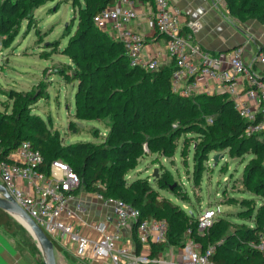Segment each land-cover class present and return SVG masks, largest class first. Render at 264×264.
Masks as SVG:
<instances>
[{
	"label": "trees",
	"instance_id": "1",
	"mask_svg": "<svg viewBox=\"0 0 264 264\" xmlns=\"http://www.w3.org/2000/svg\"><path fill=\"white\" fill-rule=\"evenodd\" d=\"M45 0L0 1V34L8 35L12 26L22 18H30L32 11ZM85 9L78 14L76 35L70 36L63 49L73 63L82 62L85 77L79 79L74 95V117L79 120L108 119L109 127L100 144L76 141L63 144L59 133L31 111L30 105L43 96L38 91L34 99L19 91H10L15 100H22L24 107L15 116L0 114V159L26 140L43 156L42 170L49 173L53 160L66 163L80 177V185L86 191L115 197L130 202L140 212L139 220L157 218L167 223L166 240L151 243L152 255L163 248L164 243H180L181 236L190 229L203 251L214 245L211 258L217 264H260L264 255L252 244L258 240L264 224V201L256 209L255 223L251 227H236L233 233H225L218 242L194 237L196 227L185 220L186 213L168 197H160L147 181H126V173L136 165L137 158L148 152L170 153L174 149L172 123H177L178 132L191 131L203 122L201 142L197 146L199 156L207 160L211 150L229 148L232 154L243 155L249 150L256 154L243 170V181L264 200V131L245 133L247 122L233 108L232 99L223 93H196L193 103L188 97L173 91L171 74L173 67L159 66L155 70L128 65L121 42L93 22L92 17L115 0H84ZM226 13L239 20L255 19L264 27V0H224ZM73 46V50L70 47ZM264 51V42L260 44ZM101 73L99 85L93 83L94 71ZM207 119V120H206ZM75 189V190H78ZM74 190V191H75ZM197 225V221H196ZM0 226L9 234L22 229L8 213L0 209ZM136 227V223H135ZM54 248H62L50 236ZM137 238V235H136ZM138 253L140 242L135 240ZM29 248L38 252L35 243L29 240ZM221 250L222 258L217 256Z\"/></svg>",
	"mask_w": 264,
	"mask_h": 264
},
{
	"label": "rangeland",
	"instance_id": "2",
	"mask_svg": "<svg viewBox=\"0 0 264 264\" xmlns=\"http://www.w3.org/2000/svg\"><path fill=\"white\" fill-rule=\"evenodd\" d=\"M84 9V0H45L32 11L30 18L16 22L8 35L0 34V114L15 116L24 107L22 100L10 96V91H19L31 99L41 91L43 96L30 105L31 111L59 133L63 144L76 141L100 144L109 127L108 119L79 120L73 115L79 82L75 77L89 78L85 77L82 62L73 63L63 49L70 36L76 35L78 14ZM92 70L93 83L98 86L101 80L97 78L102 71ZM194 94L182 95L193 103ZM198 123L199 126L193 124L191 131L178 132L177 123L173 121L174 149L167 154L143 149L145 153L137 158L125 178L128 183L147 181L160 197H168L185 211L187 224L196 227L195 238L198 235L218 242L223 234L233 233L236 227L253 226L256 209L264 200L243 181L244 168L256 157L252 150L241 156L232 154L229 148L211 150L207 160H202V156L193 160L202 139L200 118ZM259 141H264V136ZM206 208L215 213L203 234H199L197 217ZM27 234L30 238L22 232L17 234L24 252L35 264H45L42 251L38 248V252L33 253L28 247V240H34ZM179 240L183 242L184 235ZM54 252L56 264H64L55 249ZM217 256L223 257L220 248ZM65 264L84 262L69 258Z\"/></svg>",
	"mask_w": 264,
	"mask_h": 264
},
{
	"label": "built area",
	"instance_id": "3",
	"mask_svg": "<svg viewBox=\"0 0 264 264\" xmlns=\"http://www.w3.org/2000/svg\"><path fill=\"white\" fill-rule=\"evenodd\" d=\"M119 1L124 5L102 8L92 17L93 22L97 25H110L112 38L122 43L129 66L157 69L155 57L142 59L145 45L143 35L128 26L138 15L132 1ZM152 5L154 9L148 24L166 37V54L174 64L171 74L173 91L188 93L196 86L199 76L215 79L232 99L233 108L247 122L245 133L248 135L264 131V69L254 67L255 64L264 67V53L255 56V63H248L243 58V45H237L229 52L208 50L184 32L179 8L171 6L169 0H152ZM182 83H186L187 87L181 90ZM14 151L16 160L0 159V180L16 204L56 243L64 245L63 239L67 237L68 242L78 243L81 254L86 246L91 245L95 255L110 257L113 264H121V258L128 255L127 248L117 249L115 240L121 229L130 222L136 223V235L140 243H161L166 240L165 220H139L140 212L130 202L99 193H95V196L112 208L114 233L104 234L99 240L81 236L79 229L65 220L86 210L81 203H76L72 208L69 206L74 190L80 185L78 174L60 160L50 162L47 174L42 170L41 152L26 140L21 141ZM214 213L213 209L206 208L197 217L199 234H203L204 227ZM95 228L100 232L105 231L104 223L95 225ZM252 246L264 255V224L258 240ZM181 248L180 264H217L211 258L214 245H208L202 251L190 229L184 233ZM164 263L160 256L135 254L129 264Z\"/></svg>",
	"mask_w": 264,
	"mask_h": 264
},
{
	"label": "crops",
	"instance_id": "4",
	"mask_svg": "<svg viewBox=\"0 0 264 264\" xmlns=\"http://www.w3.org/2000/svg\"><path fill=\"white\" fill-rule=\"evenodd\" d=\"M131 1L138 15L128 23V26L141 33L144 37L145 45L142 50V59L147 60L151 57H155L158 67H173V62L166 54V37L157 33L148 24V19L152 15L154 9L152 0ZM169 1L171 6L177 7L181 11V22L184 32L204 48L212 51L222 50L229 52L233 47L243 45V58L248 63H255V56L258 53H264V51L260 52L259 48L260 44L264 42V27L255 19L239 20L227 14L224 0ZM123 5L124 4L120 3L119 0H115L110 6ZM98 26L100 29L106 31L112 38L113 33L109 24ZM254 67L264 69L263 66L260 67L256 64ZM186 87V83L181 84V90ZM188 92L213 94L223 93L224 91L217 80L199 76L196 86L191 88ZM7 158L16 160L15 151L9 152ZM0 183H2L1 180ZM24 188L26 187L24 186ZM73 195L72 200L69 201V206L72 208L76 203H81L86 210L84 212H77L72 217L68 219L65 218V220L75 225V227L79 229L81 236L90 240H99L104 234L114 233L112 225L114 216L112 208L109 205L99 200L94 192L86 191L83 188L75 190ZM9 215L17 224L21 225L22 229H17L15 234H9L0 226V264H35L24 252V247L20 239L17 238V234L21 232L29 237L27 234L29 231L16 217L11 214ZM99 223H104V232H100L95 228V225ZM136 239L135 223L130 222L121 229L118 238L115 240V247L117 249L122 247L127 248L128 255L121 258V264H129L132 255L135 254H148L150 257L160 256L164 259V264L181 263V247L183 242L168 243L166 241L163 248L154 256L152 255L151 244L149 243H140V250L137 253L135 249ZM63 240L65 244H59L62 249L56 251L59 255V261L64 264L69 258L81 262L83 261L84 264H113L110 257L95 255L91 245L86 246L84 252L81 254L77 242H68L67 237H64ZM35 245L38 248L36 243ZM260 264H264V262Z\"/></svg>",
	"mask_w": 264,
	"mask_h": 264
},
{
	"label": "water",
	"instance_id": "5",
	"mask_svg": "<svg viewBox=\"0 0 264 264\" xmlns=\"http://www.w3.org/2000/svg\"><path fill=\"white\" fill-rule=\"evenodd\" d=\"M216 161V157H213ZM0 209L16 217L33 237L38 248L42 251L45 264H56L54 245L49 236L22 210L13 200L6 187L0 183ZM56 250V249H55Z\"/></svg>",
	"mask_w": 264,
	"mask_h": 264
}]
</instances>
